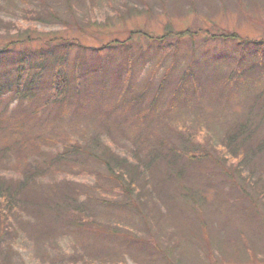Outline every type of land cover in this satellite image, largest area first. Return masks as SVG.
Segmentation results:
<instances>
[{
    "label": "rangeland",
    "instance_id": "rangeland-1",
    "mask_svg": "<svg viewBox=\"0 0 264 264\" xmlns=\"http://www.w3.org/2000/svg\"><path fill=\"white\" fill-rule=\"evenodd\" d=\"M167 32L171 33L164 41L158 40ZM222 33L263 42L264 0H0V47L14 42L11 55L41 47L62 53V43L73 41L70 74L80 53L87 66L97 63L99 69L86 80L96 95L84 98L86 105L72 114L52 106L53 110L42 108L32 116L35 101H19L11 94L0 101L6 130L15 133L0 135V148L11 150L6 166L0 165V175L9 182L28 183L24 210L19 206L0 217V264H264V197H259L264 154L250 169L235 159L226 160L221 147L225 127L244 114L243 96L236 92L226 102L206 98L200 108L173 110L158 122L146 117L139 126L138 112L120 99L122 91L114 81H126L131 74L136 90L149 85L145 96L149 101L166 71L176 83L192 58L205 64L214 63L216 53H228L224 58L239 53L236 41L211 36ZM20 35L31 40L18 42ZM231 68L224 59L222 70ZM100 88H108L107 95ZM164 94H171V85ZM159 114L151 116L157 119ZM21 118L26 124L18 133ZM138 134L145 146L163 139L184 150L183 142L190 138L200 145L195 144L196 150L210 151L209 159L180 161L186 166L182 185L192 189L196 202L181 198L178 183H165L161 165L145 172L146 190L155 196L145 198V208L136 201L134 206L125 204L127 193L84 152L77 160L74 154L67 155L48 168L50 158L67 145L81 141L89 148L96 136L132 161V149L140 144L134 139ZM19 138L26 141L22 151L15 142ZM141 148L143 155L149 150ZM20 156L30 162V171L32 166L43 170L28 176V162ZM257 180L259 185H253ZM67 193L77 197L79 209L47 206L51 200L62 206ZM140 238L150 243H141Z\"/></svg>",
    "mask_w": 264,
    "mask_h": 264
},
{
    "label": "trees",
    "instance_id": "trees-1",
    "mask_svg": "<svg viewBox=\"0 0 264 264\" xmlns=\"http://www.w3.org/2000/svg\"><path fill=\"white\" fill-rule=\"evenodd\" d=\"M37 14L40 17V13ZM53 16L57 17L58 15ZM188 32L190 31L177 33V36ZM136 33H142L149 38H153L152 35L143 32V30H138ZM170 33L167 32L160 38H157L164 41ZM211 36L214 39L219 37L223 40L231 39L232 41H236L240 46V52L237 54L229 52V55L231 54L232 56L231 58L229 56L224 58V55H228L226 52L216 53L214 55V63L206 62L205 64H201L199 60L192 58L176 83L170 80V71H166L149 101L145 100L149 85L146 86V90H136L135 87L131 86V74L128 73L126 81L119 78H116L114 81L118 82L119 85L116 86L122 91L120 99L131 103L133 108L138 112L139 126H141V121L145 122L146 117H149L150 121L153 122L166 120L173 110L179 111L183 107H188L189 109L192 106L200 108L206 98L224 102L230 101L233 99L231 95L239 92V95L241 94L246 101L244 114L233 123L227 125L225 127L226 137L224 139L219 137V139L222 140L223 144L221 147L226 160L229 158L230 160L235 159L241 167L245 164L252 169L253 162L256 160L260 162V156L264 154V41L251 42L248 38H241L237 33L212 34ZM18 37L20 38L18 42L31 40L30 38H25L24 35ZM13 44L14 42L0 47V101L8 94H11V96L19 101H35V103L37 102V106L32 116L39 114V110H42V108L51 111L53 110L52 106H59V109L66 110V114H72L74 110L86 105L87 101L84 98L96 95L91 92L92 89L89 88L87 83L91 80L89 77L99 71L97 63L88 64L89 66H87V60L80 56V53L75 58L73 75L70 74L68 54L70 49L76 45L73 41L62 43V53L57 52L56 48L41 47L39 50L21 52L17 56L11 55V48L9 47ZM249 44L251 45L249 46ZM82 49H86V47L82 46ZM165 58L167 57L164 56L157 60L156 68L158 67V63L164 62ZM144 59L145 57H143ZM224 59L229 67L232 66L230 70H222ZM176 61L178 60L173 61L175 64L173 63L170 66L173 70V65H178ZM209 67L213 68L207 70ZM129 68L132 67L129 66ZM122 75L123 73L119 74V77ZM86 80L88 81L86 82ZM104 81L101 83H104ZM169 85H171V94L165 97L164 91ZM107 89L100 88L98 91L102 95H107ZM83 93L84 97L82 96ZM56 112L58 117L62 115L58 110ZM158 112L161 114L157 116V119H153L151 115ZM5 123L6 120L4 119L3 112L0 111V135H15V133L6 130L8 126ZM25 124L26 120L21 118L19 124L16 125L20 129L17 128L16 131L19 133ZM138 137L134 136V139H138L140 144L132 149V161H135V163L115 153L110 146L103 144L99 136H96L93 140L89 141V148L87 145H83L81 141H78L77 144L75 141V143H71L73 145H67L64 152L57 153L50 158L48 168L55 166L64 156L74 154L77 156L75 159L77 160L80 155H83L82 152H84L87 154V157L94 158L100 162L105 167L108 177L119 185L118 187L122 192L127 193L128 200H126L125 204L134 206V201H136L144 205L143 208H145V204L147 203L145 202V198L150 197L149 200L155 198L151 190H146L145 183H147L148 176L145 177V172L148 174L164 166L165 183L170 181L178 183L181 186V198L188 203L192 202L190 199H194V202H196L197 200L194 198L192 189L190 190L182 185L186 176V166L180 164V161L185 162L188 159L194 160L199 158L202 160L209 159L211 157L210 151L208 149L203 151H201L202 149L196 150L195 144L197 146L200 145L190 138L184 140L183 144L186 143V146L184 150H181L173 146L171 144L173 142L166 143L163 139H159L156 143L153 139L150 142V144H153L152 146H145L143 144V142L145 143L142 139L143 137L139 134ZM15 142H19L21 147H18L17 151L19 148L22 151L26 146L24 139L19 138ZM141 145L149 148L145 155H143ZM10 146L13 147L12 145ZM153 146H156L157 150ZM10 151L8 147L0 148L1 166H6L4 163L7 162V158L9 159ZM20 157L28 162L24 156ZM220 161V159H217V162ZM29 164L30 162L26 163L25 167L29 171L28 176L43 170L41 167L32 166V171H30ZM224 171H228V169ZM45 172L48 171L46 170ZM156 173H161V171ZM156 173H153L155 181L156 179L159 180V176ZM249 177L250 175H246L244 180H248ZM136 185L138 186L137 188H135ZM153 185L155 187L160 186L156 183ZM253 185H259L258 180L253 182ZM262 185L261 190H259L260 198L264 197V180ZM27 187V182H9L4 176L0 175V217H7L9 213L17 210L19 206L23 207L24 210V205L28 204ZM93 197L100 198L98 197V193H93ZM64 198L62 206L58 205L55 200L48 201L47 206L51 207V209L59 210L60 208L70 209L73 207L79 209L82 205L77 204V197L74 194L67 193ZM100 201L103 203L102 199ZM29 212L33 213L32 210H29ZM28 223V221L25 222V224ZM140 240L143 241L141 243H150L142 238Z\"/></svg>",
    "mask_w": 264,
    "mask_h": 264
}]
</instances>
